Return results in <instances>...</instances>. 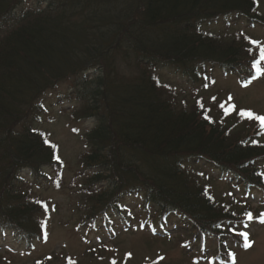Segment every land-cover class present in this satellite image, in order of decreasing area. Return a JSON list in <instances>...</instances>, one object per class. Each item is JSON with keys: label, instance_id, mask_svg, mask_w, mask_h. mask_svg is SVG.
Listing matches in <instances>:
<instances>
[{"label": "trees", "instance_id": "1", "mask_svg": "<svg viewBox=\"0 0 264 264\" xmlns=\"http://www.w3.org/2000/svg\"><path fill=\"white\" fill-rule=\"evenodd\" d=\"M263 2L0 0L2 231L28 247L47 238L40 192L61 183L65 162L38 124L58 93L87 142L76 176L82 225L177 235L235 263L250 249L237 233L261 224L260 213L248 221L245 205L218 199L209 181L217 173L264 203L261 115L218 117L202 90L216 71L253 81L250 32L264 28Z\"/></svg>", "mask_w": 264, "mask_h": 264}, {"label": "rangeland", "instance_id": "2", "mask_svg": "<svg viewBox=\"0 0 264 264\" xmlns=\"http://www.w3.org/2000/svg\"><path fill=\"white\" fill-rule=\"evenodd\" d=\"M250 35L259 41L257 49L264 48V28L252 29ZM259 65L264 69V60ZM214 76L212 85L202 90V98L211 105L215 115L231 119L243 109L264 116V72L247 84H243L237 75H226L221 71H216ZM169 80L184 86L185 80L177 75ZM57 94L48 95L49 113L38 124L58 146L61 160L65 162L61 183L40 192L48 208L47 238L36 240L32 247H28L27 242L20 240L12 230L2 231L0 224V264H113V261L115 264H223L212 260L209 253L199 255L193 246L187 247L186 241L177 235L155 236L141 228L112 234L105 227L90 230L89 224L82 225V196L79 195L80 181L76 176L87 142L72 128L69 113L65 111L70 104L62 105L63 112ZM88 126L85 124L84 128ZM261 127L260 138L264 140V126ZM205 170L212 174V171ZM211 176L214 178L211 177L210 186L218 199L228 201L233 198L235 205H245L252 214L264 213L262 197H251L236 187H230L217 173ZM248 232L254 244L249 250L240 251L233 264H264V224L253 225Z\"/></svg>", "mask_w": 264, "mask_h": 264}, {"label": "snow or ice", "instance_id": "3", "mask_svg": "<svg viewBox=\"0 0 264 264\" xmlns=\"http://www.w3.org/2000/svg\"><path fill=\"white\" fill-rule=\"evenodd\" d=\"M253 43H255V41H253ZM260 60H264V48H261L260 50ZM260 60H254L252 67L255 68L256 70V75L252 76V79H256L257 77H259L261 75L262 72H264V69L259 67L260 64ZM248 83H251V80L248 81ZM215 99V98H213ZM229 100H231V97H229ZM221 107H223V105H221ZM240 115H246L249 118H252L255 114L251 111V110H240ZM255 119L258 120L261 124V126H264V116H255ZM247 217L248 221H252L254 219L253 214L251 212H248L245 214ZM257 219L259 220L260 223L264 224V213H261L259 215V217H257ZM245 228H247V224H245ZM232 231H236V229H232ZM238 236L242 237L245 241L244 243V248H250L253 244L254 241H251L249 239V232L248 231H240L237 233ZM129 255H131L129 253ZM230 255H233L230 253ZM113 264H115V261H113Z\"/></svg>", "mask_w": 264, "mask_h": 264}]
</instances>
